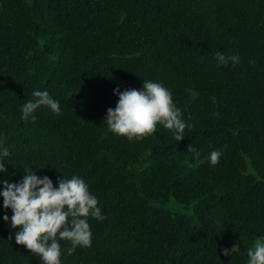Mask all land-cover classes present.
Segmentation results:
<instances>
[{
    "label": "trees",
    "instance_id": "16d2710c",
    "mask_svg": "<svg viewBox=\"0 0 264 264\" xmlns=\"http://www.w3.org/2000/svg\"><path fill=\"white\" fill-rule=\"evenodd\" d=\"M217 51L240 62L217 66ZM143 80L170 89L183 140L161 125L141 140L108 132L114 91ZM34 90L60 113L23 121ZM0 140V190L33 167L98 198L91 247L69 256L60 241L62 264H247L264 236V0H0ZM5 215L0 197V264H39Z\"/></svg>",
    "mask_w": 264,
    "mask_h": 264
},
{
    "label": "clouds",
    "instance_id": "9594fccd",
    "mask_svg": "<svg viewBox=\"0 0 264 264\" xmlns=\"http://www.w3.org/2000/svg\"><path fill=\"white\" fill-rule=\"evenodd\" d=\"M217 66L236 65L240 62L237 55L226 56L223 52L215 54ZM118 96L115 109H108L104 121L108 132L127 140H141L156 132L157 125L171 130L174 139L183 140L186 128H191L181 110L173 101L172 92L164 84L143 80L142 90L130 89L114 91ZM32 99L21 106V119L35 123L36 113L46 107L54 114L61 111L60 102L47 90H34ZM227 147L226 145L224 146ZM223 149L211 151L205 160L210 166L218 164ZM199 154H197V157ZM11 153L0 140V174L7 172ZM205 160L197 159V164ZM25 168V167H24ZM33 168V167H32ZM25 168L26 175L18 183L3 181L0 197L3 209L11 210L12 215L3 217L14 230L15 243L26 247L39 260V264H62L60 241H67V255L76 249L91 247L92 232L89 218L98 222L105 220L98 198L89 190L86 182L73 175L70 179L61 176L58 186L48 176H37ZM234 246L224 255L239 253ZM247 264H264V236H258L247 250Z\"/></svg>",
    "mask_w": 264,
    "mask_h": 264
}]
</instances>
